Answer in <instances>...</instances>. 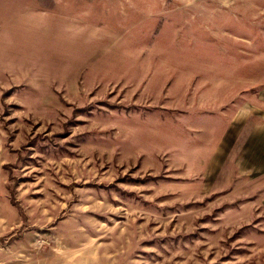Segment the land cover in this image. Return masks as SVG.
I'll list each match as a JSON object with an SVG mask.
<instances>
[{
  "label": "rangeland",
  "instance_id": "obj_1",
  "mask_svg": "<svg viewBox=\"0 0 264 264\" xmlns=\"http://www.w3.org/2000/svg\"><path fill=\"white\" fill-rule=\"evenodd\" d=\"M0 264H264V0H0Z\"/></svg>",
  "mask_w": 264,
  "mask_h": 264
}]
</instances>
